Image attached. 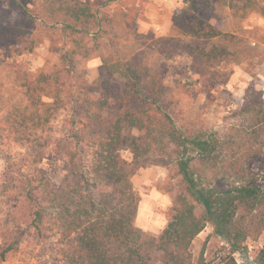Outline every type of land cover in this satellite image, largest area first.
Wrapping results in <instances>:
<instances>
[{
    "label": "rangeland",
    "instance_id": "1",
    "mask_svg": "<svg viewBox=\"0 0 264 264\" xmlns=\"http://www.w3.org/2000/svg\"><path fill=\"white\" fill-rule=\"evenodd\" d=\"M191 1L0 0V221L25 229L20 244L7 253L0 264H42L45 261L51 264L54 261L48 244L42 242L31 226L35 209L22 192L25 177H44L52 188L63 189L70 168L66 158L58 154L54 139L69 135L73 127L81 128L83 124L98 135L106 133L121 113L134 107L136 88L154 96L156 103L151 106L150 114L158 116L159 110L171 112L176 127L184 134L207 132L229 142L239 139L237 130L249 123L248 115L239 114L241 107L245 103L253 106L258 98L264 101V0H255L253 10L230 0L203 5L200 17L218 25L226 34L203 42L181 37L180 29L172 28L173 18L180 17ZM77 3L90 7V26L86 23L90 34L71 35L64 28L65 6L74 7ZM84 24L82 19L78 29H85ZM229 35L234 38L232 41H228ZM167 37H174L177 44L174 51L155 42ZM79 42L81 51L75 44ZM186 44L206 49L220 45L231 52L225 74L220 75L221 83L212 85L210 77L214 70L205 75L194 72L192 59L183 49ZM73 49L79 54H69ZM61 53L69 54L63 66ZM103 57L109 63L136 64L140 76L133 80L107 72L101 68ZM71 63L75 65L74 70L67 77L61 95L64 105L57 113L29 100V85L35 84L41 73H52ZM39 94L41 102L52 101ZM87 99L106 100L108 104L91 124L88 121L95 110L85 108ZM39 118H47V124L38 126ZM154 122L155 119L150 121ZM124 133L139 135L133 128H125ZM48 136L53 144L39 153ZM84 137L89 143L86 133ZM246 147L248 145L240 147V151ZM89 150L82 158L87 167L94 159V151ZM163 151L170 153L174 161L172 146L168 149L154 147L147 160L136 166L129 150L120 151L128 163L129 180L138 201L134 225L153 237L166 227L175 206L174 197L187 196L176 164L170 160L165 164L158 162ZM35 159L38 163L30 165ZM224 159L227 161V157ZM259 164V160L251 161V171L259 172ZM190 168L206 181L215 176L218 182L223 177L221 168L210 171L196 160ZM201 211L195 205V213ZM58 239L55 232L50 242ZM263 244L264 230L249 233L242 243L238 263L256 264ZM189 252L191 264H230L229 259L237 264L229 246L213 235L209 224L193 239Z\"/></svg>",
    "mask_w": 264,
    "mask_h": 264
},
{
    "label": "trees",
    "instance_id": "2",
    "mask_svg": "<svg viewBox=\"0 0 264 264\" xmlns=\"http://www.w3.org/2000/svg\"><path fill=\"white\" fill-rule=\"evenodd\" d=\"M221 1L192 0L181 11L180 17L173 18L172 28L178 27L181 37L202 42L226 36L218 25L200 17L203 5ZM230 1L240 2L250 10L255 8L256 2ZM24 10L26 12L28 9ZM91 16L90 7L86 4L65 6L64 28L71 35L90 34L86 23L90 26ZM82 19L85 22L84 31L78 29ZM227 38L228 41L234 39L231 35ZM174 41V37L155 40L171 51L177 47ZM75 44L81 51L80 42ZM183 49L192 59L191 67L195 73L205 75L214 70L210 77L212 85L221 83L220 75L225 74L230 51L220 45L206 49L201 45L186 44ZM83 52L86 54L85 50ZM69 54L79 53L73 49ZM69 54L61 53L62 66L69 60ZM74 66L71 63L52 73H41L36 83L29 85V100L57 113L64 105L61 95ZM101 68L133 80L140 76V68L136 64L109 63L104 57ZM40 92L52 101L41 102ZM154 102L151 93L144 94L136 88L134 107L121 113L106 133L98 135L83 124L81 128L73 127L69 135L55 138V148H58L59 155L66 158L70 168L63 189L52 188L44 177H25L22 192L27 203L35 209L31 226L42 242L48 244L49 254L54 260L51 264H191L190 245L207 224L211 226L214 236L226 242L230 254L242 249V243L249 233L264 230V101L258 98L253 106L243 104L239 114L248 115L249 123L237 130L239 139L230 142L215 133L180 132L171 112L158 109V116L150 114ZM107 106L106 100H85V108L95 110L88 122L95 123ZM152 119L156 122L150 123ZM36 124L42 127L47 124V118H39ZM125 128L136 129L139 135L134 137L124 133ZM85 133L89 143L85 141ZM50 138L48 136L43 140L39 153L53 144ZM245 145L248 147L240 151V147ZM171 146L174 161L170 153L163 151L164 156L158 162L165 164L170 160L176 164L186 185L187 196L179 194L174 197L175 206L166 227L157 237H153L134 225L138 201L129 180L128 163L121 157L120 151L129 150L136 166L142 160H147L152 148L168 149ZM89 149L94 151V159L88 168L82 158L87 156ZM237 153L239 155L236 156ZM224 157H227V161ZM195 160L210 171L221 168V181L217 182L215 176L209 181L202 179L200 173L196 174L190 168ZM253 160L260 161V171L257 173L250 168ZM32 163L36 165L37 159L30 161V165ZM229 170H233V173H229ZM195 205L201 208L200 214L195 213ZM55 232L59 239L50 242ZM24 235L25 229L0 221L1 261L20 244ZM229 262L235 264L231 259ZM256 264H264V244L257 255Z\"/></svg>",
    "mask_w": 264,
    "mask_h": 264
},
{
    "label": "built area",
    "instance_id": "3",
    "mask_svg": "<svg viewBox=\"0 0 264 264\" xmlns=\"http://www.w3.org/2000/svg\"><path fill=\"white\" fill-rule=\"evenodd\" d=\"M243 254H244V253H243ZM241 255H242L241 252H240V251H237V252L232 253L231 256H232V258L235 260V262H236L237 264H239L237 260H238V258L241 257Z\"/></svg>",
    "mask_w": 264,
    "mask_h": 264
}]
</instances>
